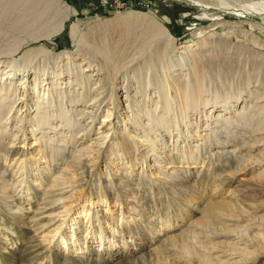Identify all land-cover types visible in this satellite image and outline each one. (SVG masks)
<instances>
[{"label":"rangeland","instance_id":"obj_1","mask_svg":"<svg viewBox=\"0 0 264 264\" xmlns=\"http://www.w3.org/2000/svg\"><path fill=\"white\" fill-rule=\"evenodd\" d=\"M63 1L71 6L73 13L71 19L65 24V37L57 35L48 41L45 36L52 34L59 16L53 7L45 14L35 16L21 5H17L14 0H0V73L5 71L4 79L8 77L13 81H18L24 75L31 74V79L35 77L49 79V81L52 79V74L59 69L56 68L55 63L46 61L43 54L37 55L30 62H21L25 52L39 46V43L47 44L49 49H54L57 53L71 52L68 58L74 57V63L81 64V67L86 65L85 68L88 67V70L94 71L97 75L99 73L93 82V98L81 89L79 93L70 95V98H67L63 104L56 100L51 108L54 111L60 110V106L68 109L69 118H65L64 121H72V126H62L56 135L65 138L63 145H58V149L64 151L62 156L54 160L49 152L37 157L30 154L24 163L21 160L18 161L17 158L3 161L4 158L0 157V160L2 158L0 161V255L7 264H19L17 262L19 258H24L28 254L34 257L45 247H53L55 240L50 245L48 239L58 234L54 232L58 227L61 228L60 232L66 228V233H68L66 238L75 233L73 239L68 238L70 239L69 244L60 245L61 254L80 257L82 252L93 249L104 256L105 264H113L114 261L111 257L108 258L106 250L107 246L113 242L110 239L113 235L111 226L104 219H101L102 224L101 221L97 222L95 216L94 219L91 218L88 221L89 215L85 216L84 207L85 210L90 207L94 208L95 212H99L98 219L100 216L103 218L104 214L113 218L116 226H119V232L115 234V237L120 239L117 243L121 244L124 226L138 225L135 231L139 228L138 231H141V234L147 233L146 237L144 236L149 241L147 251L157 253L161 245L170 243L175 236L184 233L191 226L189 222L175 223L167 218V223L171 225L167 228L164 220L167 217L165 214L167 208L162 207L159 213V210L152 204V198L146 194L156 186V192L159 193L163 179L161 173L173 167L172 159L176 169L186 170L189 167H196L194 182L198 186L205 183H227V178H229L235 180L237 183L235 186L241 188L239 190L250 189L258 192V189H261L259 187L264 188L262 178L264 169L256 164V162L263 161L261 159L264 157V135L252 137L250 141L246 135V132H249L248 128L238 123L243 117L234 114L236 109H241L246 103L253 102L264 106V99L258 101V97L264 93L263 74L255 71L254 60L246 50L248 48L244 36L245 32L259 36L258 26L264 28V15H253L242 7L253 0H227L229 5L222 8H200L176 0ZM134 15H148L149 17H146L150 23V18L163 23L172 34V44H169L168 40L155 28H146V24L140 27V25L135 26L136 24L128 23L127 27L126 24L116 23L117 19L122 20L126 16ZM76 22L78 30L72 33L70 27ZM107 22L114 23L111 27H107L105 25ZM147 34L153 37L150 38ZM30 38H40V41L32 43L20 53H12V49L18 42ZM225 39L232 44L223 42ZM201 42L205 44L200 45L201 48L197 53L196 74L194 62L183 63L187 60H180L175 55L185 47L196 51ZM247 46L251 47V42L247 43ZM11 62L13 65L9 66L8 63ZM26 67L29 70L28 73H25ZM64 69L66 72L62 78L68 79L73 76V71L68 72L67 68ZM184 72H189L190 75L186 77ZM34 73L37 75L34 76ZM128 78L135 83L134 88L147 89L145 98L142 93L137 92L138 94H131L134 96L127 103L123 101L124 99H115L114 86L120 87L121 82ZM97 80L99 83L94 85L98 82ZM26 87L27 95L34 91L33 84L27 83ZM259 90H263V93L260 94ZM4 93L0 90V96ZM71 97L80 100L79 104L72 103ZM114 100L117 101L116 104L119 103L116 108L111 104ZM33 103L34 101L28 102L30 110H35V107H32ZM9 106H11V101H8L7 108ZM229 107H232L233 115H230L229 121L218 119L216 122L217 115L225 114ZM5 108L0 110V116ZM3 114L6 115L7 112ZM74 117L79 120L77 125ZM258 117V120L263 122L260 128H263L264 111H260ZM10 118L7 125L0 126L2 131L5 130L4 127L8 130L5 135L0 136V145L7 146L9 142L14 141L13 146L19 147V142L23 139L22 132H17L21 125L20 117L14 119L10 116ZM103 120L106 121L101 124ZM107 122H113V124L105 127ZM108 129H111L109 133L106 132ZM54 135L51 133L52 137ZM105 135L107 142L99 148L97 145L101 143L99 138H104ZM208 137L211 138V142L203 143ZM75 139L83 144L79 148L83 147L87 150L83 158H88L91 167L99 165L100 169L106 172L105 174L110 173L114 177H117L121 169L130 163L124 140L133 142L137 145L135 155L138 164L136 169H140L138 173L142 170L141 165L146 166L149 178L161 183H156V186L152 187L151 183H147V178L145 180L138 174L135 182L138 188H134L135 190L128 196L126 199L128 203L123 204L116 203V201L110 203H106V200L99 201L96 195L89 200L85 197L86 201L81 203L84 193L76 188L65 195L57 210L44 213L46 210L42 211V208L45 203L43 202L45 193L63 188L62 185L59 186L61 182L70 181L73 185L70 168L65 169L68 178H60L53 171V167L60 160L70 161L72 159L76 153ZM246 146L253 148L251 155L247 153ZM244 151L246 153H243ZM194 153H196V158L191 159ZM21 183L24 184L18 189ZM51 186H53L52 191L49 190L52 189ZM142 187L143 192H141ZM70 190L63 191V193ZM71 194L73 196H70ZM136 198L138 201L141 200V204L147 209L145 213L147 220L142 218L139 211L128 209L129 203L135 202ZM161 198L164 199L165 195L164 197L159 195V199ZM161 227H165L164 231ZM102 231L104 236L106 235L107 245H101L100 233ZM130 236L131 234L124 235L127 240ZM232 241L227 238L216 240L214 242L217 243L214 247L216 251L213 253L231 254L227 258L228 264H242L245 251L230 250ZM69 245L70 247H67ZM49 262L45 260L43 264L52 263V261ZM78 264L84 263L78 262ZM91 264L97 263L94 261Z\"/></svg>","mask_w":264,"mask_h":264},{"label":"bare ground","instance_id":"obj_2","mask_svg":"<svg viewBox=\"0 0 264 264\" xmlns=\"http://www.w3.org/2000/svg\"><path fill=\"white\" fill-rule=\"evenodd\" d=\"M176 1L184 2L191 6H197L200 8H211V7H215V8L221 7L222 8L224 6L226 7L229 5L227 3V0H176ZM14 2L19 6L21 5L22 7L25 8L26 11L31 12V14L35 16L45 14L48 11V9L53 7L54 10L59 13V16L57 15L58 19H57V22L54 24L55 28L53 29L52 34H49L45 37L47 38L48 41L52 40V38L57 35H62L63 37H65V34H66L65 24L69 19H71L73 15L71 6L68 5V3H66L63 0H14ZM247 4L248 5L246 6H242V5L240 6L244 7L246 11L250 12L253 15H260V16L264 15V1L261 2L259 0H253ZM146 16H142V15L126 16L122 18V20L117 19L116 23L118 22L119 25L126 24L127 27H128V23L136 24L135 26L140 25V27H143V25L146 24L145 25L146 28H149V29L155 28L158 32L161 33L163 37H165L168 40L169 44H172L173 38L168 28L163 23H160L157 19L150 18L151 19V23H150V21L147 20ZM114 22H107V24L105 25L107 27H111ZM70 29L72 33H75L78 30L77 22L73 23ZM258 31L260 34L259 36L254 33H249V32L244 33L245 34L244 36L246 37L245 44L249 50L246 48L245 49L247 50L248 54L252 56L254 60L255 71L258 73H262L263 74L262 79L264 80V39H263L264 28L258 26ZM151 36L149 35L150 38ZM144 39L146 38L144 37ZM226 40L227 39H225L223 42L232 44L229 40L227 41ZM39 41H40V38H30V39L22 40L17 43L14 49H12L13 51L12 53H20L32 43H38ZM250 42L252 46L248 47L247 43L249 44ZM201 44H205V43L204 42L199 43L198 49L196 51L193 50V48L191 49V48L185 47V48H182L180 52H177V55H175V57H177L180 60H183V61L187 60V62H183V63L188 64V62L190 61L194 62L196 74H197V71H196L197 59L196 58H197V53L199 49L201 48L200 47ZM148 45L150 44L148 43ZM234 47L236 46L234 45ZM70 53L71 52L57 53L54 49H49L47 44H42V43L41 44L39 43V46L33 47L30 50L25 52V54L22 57V61H21L23 63L30 62L31 60L35 59V57L39 54H43V58L46 61L48 60V61L55 63L56 68H58L59 70L55 71L54 73L52 72L53 74L51 73L53 77L50 81L49 79H45V78L37 79L36 77L35 79L34 78L31 79L32 74L24 75L21 79L19 78L18 81H15V80L13 81L12 78H8V77L4 79L5 71L0 73V90H1V93L5 92L4 94H1L0 96V110L3 107H6L3 113L7 112L6 115H4L3 113H2L3 115L1 114L0 126L7 125L8 121L11 119L10 116L14 119L16 117H20L21 125L18 127L17 132L18 133L22 132V136H23V139H21V141L19 142L20 144L19 147L13 146L14 141L9 142V145L7 146L0 145V157L4 158L3 161L5 160L7 161L8 159L17 158L18 161L21 160L22 163H24L26 160V157H28V155L30 154L33 155L34 157L35 156L37 157V156H42V155L44 156L47 152L50 153L51 158L54 160L58 158V156L63 155L62 152L64 151L62 149H58L59 148L58 145H61L65 141V138L58 137L56 135L58 134V131L62 126L64 125L69 126V127L72 126V121H68V120L67 122L64 121L65 118L66 119L69 118L68 109L66 110V108H63L60 106V110L54 111L51 108L54 105V102L56 100L61 101L60 103L63 104V102H65L67 98H70V95L79 93V90L81 89H83L84 92H86V94H88L91 98H93V93H92V90L94 89L93 82H95V79L99 76L98 72H97L98 73L97 75L96 73H94V71L88 70V67L85 68L86 65L81 67V64L74 63V60H75L74 57L68 58ZM260 59H262V61H259ZM195 61H196V64H195ZM8 64L9 66L13 65L12 62ZM26 66L28 67L29 65H26ZM27 67L25 69V73L29 72ZM64 68H67L68 72L73 71L74 72L72 73L73 76L72 77L70 76L68 79L62 78V76L66 72ZM33 75L36 76L37 73H34ZM189 75H190L189 72L188 73L184 72V76L187 77ZM44 76H46L45 72H44ZM62 80L64 82H62ZM45 82L46 83L49 82V83L44 84ZM27 83L33 84L32 89L34 90L28 95H27V92L25 91V89L27 88L26 87ZM98 83L99 81L94 83V85H97ZM47 85H48V88H46ZM134 85L135 83L133 82V80L129 78L126 79V81L121 82L120 87L115 85L113 89L114 90L113 93L115 94L114 95L115 99H118V100L124 99L123 101L127 103V102H130L128 100L132 96H134V94L131 96L132 93H135V94L137 92H139V94L142 93L143 97L147 95V91H146L147 89L139 90L136 87L134 88ZM262 91L263 90H259L258 92L261 94L263 93ZM262 99H264V93L260 97H258V101ZM8 101H11V106L7 108ZM32 101H34V103L32 104V107H35V110H30L31 108H29L28 102L32 103ZM71 102L74 104H79L80 100L72 99L71 97ZM116 102L117 101L114 100V102L111 103L112 105H114V108H116V106H118L119 104V103L116 104ZM258 104L259 103H253V102H251L250 104L246 103L241 109L239 108L234 111L236 112L234 114H237L243 117L240 121H238V123H240L242 127L248 128L249 132L248 133L246 132V135H247V138L250 139V141L253 139L252 137L264 135V127L260 128L263 122L262 120H258L260 111L262 112L264 111V106L262 105L259 106ZM230 115L233 116L232 107H229L225 114H222V113L218 114L215 121L218 122V119H222V121H229V119L231 118ZM105 121L106 120H103L101 124H104ZM75 123L77 125L79 123V120L76 119ZM112 124L113 122L111 123L107 122L105 127L108 125L111 126ZM4 128L5 130L3 131L2 129H0V136L5 135V133L8 132L7 127H4ZM111 129H113V127ZM111 129H108V131L106 132L109 133ZM240 129L243 130L242 128ZM51 133H54L55 135L52 137ZM235 133H238V132H235ZM255 133L256 135H254ZM106 138L107 136L104 138H99V140L101 141L100 144L97 143L99 148H102L100 146H103L105 142H107L105 141ZM75 140L76 142L74 144H75L76 153L72 157V159L70 161H68V159L64 161L60 160L53 167V171H55L57 176L60 178H68V175L65 169L67 168L71 169L72 174L70 177L72 178L73 185L70 184V181H67V183L61 182L59 186L62 185L63 188H60L58 191L63 193V191H66L69 189L71 190L68 192H64L63 194H59L60 192L58 191H52L53 186H51L52 189L48 188L52 192L48 191L47 193L44 194L43 202L45 203H43L44 207L42 208V211L46 210L44 213H48L47 211L49 210H52V211L55 209L57 210L58 206L60 207L61 203L63 202L65 195L67 193L69 194L73 192L74 189L76 188H79V191L81 193H84L81 203L86 201L84 200L85 197H87V199L89 200L94 195L98 197L99 201L106 200V203H110L112 201L114 202L116 201V203H119V204L128 203L126 202V199L128 198V196L131 195L132 191L135 190L134 188H138L137 183L135 182L139 174L141 175V177H143V179L146 180L147 178L148 180L147 183H151L152 187H154L156 183L162 182L160 184L161 186H160L159 193H157L158 191L156 192L157 186L155 185L156 187L146 192V194L147 196L152 198V204L154 207H156V209L159 210V213H161L162 207L167 208L166 209L167 212L165 213L167 217L164 219L167 228L171 226L168 224L169 222L167 223V220H166L167 218L174 221L175 223H178L181 221L184 223L189 222L191 224V226L184 233H181L179 236H175L174 239L170 243H167V244L164 243L163 245H161L160 250L154 254L152 252L147 251V248L149 246V241L148 239L144 238V236L146 237L147 233L141 234L140 233L141 231H138L139 228H137V231H135V227H138V225H135L134 227L130 225H126L123 227V229L121 228L124 233L123 237L121 238L122 239L121 241L122 245H121L120 242L117 243L120 239L118 240L115 237L116 232H119V229H118L119 226L118 225L116 226L113 218H111L110 216L108 217L104 214L103 218L100 216V218L98 219L99 212L97 211L95 212L94 208H90V207L86 208L85 210V207H84L83 212L85 213V216L87 217L89 215L88 221L91 218L94 219L96 217L97 222L101 221V219H104V221L109 226H111L113 235H112V238H110L111 236H109V238L113 240V242L110 244V246H107L108 248H106V250L108 251L107 253L108 258L111 257L112 260L114 261L113 264H228L229 262L227 258L231 254H226L225 252H223V254L221 252L219 254H216L218 252L213 253L216 251L214 247L217 245V243H214V242L216 240H221L224 238L233 240L231 242L230 250L245 251L244 252L245 259H242V262H243L242 264H264V188L263 187H259L261 189H258V192H255L250 189L249 190H243V189L239 190L241 188L238 186H235L237 185V183H235V180L229 179V178H227V181H228L227 183L226 182L205 183L204 185L198 186L194 182V178L196 174L195 172L196 167L195 166L189 167L186 170L176 169L174 166L173 159L171 160L173 167L167 168L165 172L163 171L161 173L163 179L161 180V182H158L155 179L149 178L146 172V168H147L146 166L141 165L142 170L140 171V173H138L139 172L138 170L140 169H136L138 164L136 162L137 159L135 155V152L137 150V145L127 140H124V147L127 153L129 154L128 157L130 158V163L121 169V172L123 173L120 172L118 176L116 175L117 177H114L110 173L105 174L106 172H103L102 169H100L99 165L98 166L95 165L91 167L89 165V161L87 160L88 158L87 159L83 158L84 152H86L87 150H84L83 147L79 148V146L81 145L83 146V144H81L82 142L80 143L78 139H75ZM209 142H211V138L208 137L207 141L205 142L204 140L203 143L207 144ZM251 146L245 147L249 155L253 153V148H251ZM243 153H246V151H244ZM195 158H196V153L192 155L191 159H195ZM33 159L35 160V158ZM62 159H65V158L62 157ZM97 159H100V158L97 157ZM261 160L263 161H259L260 163L256 162V164L260 168L264 169V157ZM27 164L29 163L27 162ZM262 178L264 180V172L262 174ZM24 182L26 181L24 180ZM23 184L24 183H21V185L18 186V189L21 188ZM141 192H143V187H142ZM159 195L163 197L165 195V198L159 199ZM70 196H73V194H71ZM50 199H53V200L47 201ZM129 204L130 206L128 207V209L130 211H139L142 218L146 219L145 213L147 209H145V207L141 204V200L138 201L137 199L135 202L129 203ZM101 224H102V221H101ZM164 228L161 227V230L164 231ZM60 229H61L60 227L56 228L54 232H57L58 234H55L53 237H49L48 239L50 241V245L52 244V241L55 240V245L53 247L47 246L42 251L38 252L37 255H35L34 257H30L28 256L29 255L28 254L24 256V258H19L17 262L19 264L20 263L22 264H36V263L43 264L45 260H49L50 262L52 261L51 264H78V262H83L84 264H91V262L95 261L97 264H105L104 256L99 254L100 253L99 251L96 252L93 249H87V252L85 251L82 252L80 257L79 256L73 257L72 255L67 256V255L61 254L60 249H59L60 245L69 244L70 239L74 238L75 233L68 236V238H70L68 239L66 238L67 237L66 234H68L66 233V228L65 230H63V232H60ZM126 234H131L128 240L126 237H124V235ZM142 235H143V238H141ZM100 238H101V245L102 244L107 245L105 241L106 235L104 236L103 231L100 233ZM67 247H70V245ZM0 264H7L4 258L2 257V255H0Z\"/></svg>","mask_w":264,"mask_h":264}]
</instances>
